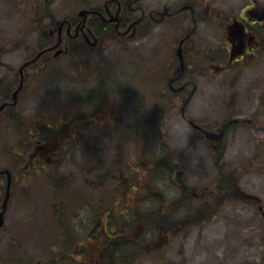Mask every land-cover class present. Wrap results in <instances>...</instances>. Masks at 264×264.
I'll list each match as a JSON object with an SVG mask.
<instances>
[{
	"label": "rangeland",
	"instance_id": "rangeland-1",
	"mask_svg": "<svg viewBox=\"0 0 264 264\" xmlns=\"http://www.w3.org/2000/svg\"><path fill=\"white\" fill-rule=\"evenodd\" d=\"M109 1L0 0V80L7 86L0 107L10 108L0 112V171L14 177L0 228V264H98L103 251L94 237L117 225L116 231L127 226L126 237L139 246L124 251L125 238L109 240L120 249L113 264L125 257L131 264H264V54L221 76L204 63L184 119L181 96L166 88L164 76L156 77L161 66L174 65L167 63L175 49L167 41L175 38L163 27L125 43L103 36L95 50L66 38L62 48H72L69 53L24 70L13 104L21 67L57 42L61 22L77 21L83 9L104 11ZM209 23L197 38L206 53L222 35ZM12 111L28 120L22 129L6 120ZM76 118L88 123L71 131ZM187 119L205 130L236 123L213 144ZM38 121L61 124L71 141L49 163L37 150V166L29 170L33 158L26 156L49 134L36 129ZM59 130L43 142H56ZM6 185L0 176V211ZM123 201L137 204L148 220L161 208L172 219L197 209L205 215L199 225L167 235L153 221L149 227L135 218L131 225L119 221ZM87 242L88 263L82 255Z\"/></svg>",
	"mask_w": 264,
	"mask_h": 264
},
{
	"label": "flooded vegetation",
	"instance_id": "flooded-vegetation-1",
	"mask_svg": "<svg viewBox=\"0 0 264 264\" xmlns=\"http://www.w3.org/2000/svg\"><path fill=\"white\" fill-rule=\"evenodd\" d=\"M114 5L117 6L115 14L112 12ZM114 18L118 21H112ZM94 20L97 21L95 26L98 29L95 32L92 28ZM81 21L82 18L79 16L75 22L69 20L65 22L62 28L60 24L57 42L45 49L59 44L57 51L62 50L63 54L59 56L61 57L70 52L68 44L67 50L62 48L64 43H67V39L80 41L91 50H95L104 42L103 36L125 43L141 40L144 34L154 33L157 26L167 30L170 36L175 38L167 41L171 50L172 47L175 48L173 54L170 51L167 63L173 62L174 65L167 64L164 69H161L163 67L161 66L159 70L162 72H156L158 74L156 77L164 76L166 88L171 93L179 94L180 101L184 103L189 95H196L200 85L199 80L206 73L204 63L210 64L208 65L210 72L221 76L231 71L233 65L254 63L264 54V0H110L105 4L104 11L89 10L84 28L81 26ZM204 23L217 26L222 33L219 37L220 42L207 53L202 51V45L197 39L199 32L205 26ZM51 34L55 36L54 32ZM174 40L176 44L172 46ZM95 41L97 45L93 46ZM57 51L46 52L41 59L46 56L58 58L54 56ZM181 115L186 119L182 110ZM84 122L88 123L86 120H80L79 123ZM79 123L73 120L69 126L71 131L75 130ZM188 123L197 130L196 126L199 125L191 120H188ZM234 123L236 122L230 121L229 124L214 131L226 128L227 134ZM47 126L50 127V124ZM61 127L62 125L59 124L53 128L58 132ZM64 134L65 129L61 128L56 142L37 141L40 146L32 153L35 155L31 163L34 164L35 160H39L37 150H42L40 154L50 161V155L58 154L66 147L71 140ZM64 233H67L66 230ZM66 241L71 244L69 238ZM83 247L87 250L88 242Z\"/></svg>",
	"mask_w": 264,
	"mask_h": 264
},
{
	"label": "trees",
	"instance_id": "trees-1",
	"mask_svg": "<svg viewBox=\"0 0 264 264\" xmlns=\"http://www.w3.org/2000/svg\"><path fill=\"white\" fill-rule=\"evenodd\" d=\"M44 37H46V36H44ZM74 44H76V46H78L81 50H83V49H85L87 46L84 44V43H82V42H80V41H72ZM47 46H44V47H42V50L43 49H45ZM70 50H72V48L70 49ZM1 54H2V51L0 50V57H1ZM72 56V55H71ZM53 61H54V59H52V58H49L48 56H46V57H44V58H42V59H40V61L39 62H45V64H52L53 63ZM38 62V63H39ZM47 66H49V65H47ZM6 88H7V86H6V84L3 82V80H0V98L2 99L3 97H4V95H7L6 93H7V91H6ZM6 98H8L9 96H5ZM8 110H10V108L9 107H7L6 109H5V111L4 112H7ZM13 110V109H12ZM6 120H10V124L12 123V124H14L16 127L18 126V128L19 129H22V127H24L25 126V123L26 122H28V120H26V119H23L21 116H19V115H17L16 113H14L13 111L12 112H9L8 113V119H6ZM75 120V122H80V120L79 119H74ZM43 124V125H42ZM54 127V125H50V127H48L47 126V124H45L44 122H42V121H38L37 122V126H36V129L37 130H42V132H44V134H47V133H49L48 135H45V136H47V137H45L44 136V138L46 139V140H50V137H51V135H54V129L55 128H53ZM53 130V132H51V131H47V130ZM88 129V128H87ZM56 132V131H55ZM38 133H40V131H38ZM51 133V134H50ZM42 136V135H41ZM50 136V137H49ZM43 137V136H42ZM44 139V140H45ZM55 143H53V145H54ZM51 148H53V146L51 147ZM35 154H28L27 156H26V158H31L32 159V157L34 156ZM28 159V160H29ZM48 163H49V160H46ZM28 162V161H27ZM37 160H35V162H34V164H32L31 162H29V163H27L26 165V167H28L29 168V170H33L34 169V167H36L37 165ZM168 168H169V170H172V171H174V169H175V166H173V167H169L168 166ZM176 170V169H175ZM26 172H28V170L26 171ZM145 188L150 192L149 194H151L152 195V197L153 198H158L159 199V195H157L156 197H154V195L152 194V190H151V186L149 185L148 186V183H145ZM232 186L233 185H231L230 187H229V189H232ZM188 188L186 187V186H183V188H182V190L181 191H183V194L185 193V191L187 190ZM130 191H131V189H130ZM223 191V190H222ZM125 195V194H124ZM123 195V196H124ZM151 197V198H152ZM124 202V204L122 205V207L120 206L119 208H120V210L121 209H124V210H126L125 211V215L123 216V217H121V218H117L119 221H123V222H126L127 224H129L130 222H133V220H134V218L135 219H137L139 222H137V224L139 223L140 225L141 224H143V225H146V226H150V225H152V224H154V227L155 228H157L158 230H159V232H165V233H167V235H173V236H177V235H179L177 232H182L184 229H186L187 227H189L190 225H199L200 223H202V220L204 219V215H205V211H203L202 212V210L201 209H197V210H195L194 212H192V213H190V214H187V216L185 215L184 217H182V218H178V219H172L169 215H167V213L164 211V209H163V211H162V208H161V210H159L158 212H156V218H155V220L154 219H151V220H148L147 219V217L145 216H143L142 214H139L140 213V210H139V208H138V206H137V204H128L126 201H123ZM122 202V203H123ZM125 202H126V204H125ZM110 205H111V203H110ZM108 208V207H107ZM110 208V210L112 209L111 208V206L109 207ZM118 208V207H117ZM160 208V207H159ZM114 211H117V209H115ZM148 215H152V214H148ZM167 215V216H166ZM114 217L116 218V216H113L112 217V219L113 220H111V224L115 221L114 220ZM103 218V217H102ZM116 219V220H117ZM152 221L154 222V223H152ZM133 224V223H132ZM117 225V224H116ZM130 225H131V223H130ZM109 226L110 227H112L110 224H109ZM119 226L117 225L116 226V230H117V228H118ZM153 228V227H152ZM127 226H125V227H123V229H119L118 231H114L113 230V228H111V230H112V232L111 233H109V232H107V230H106V232L104 233V234H102V236L101 237H97V235L94 237L95 238V242L96 243H94V244H97V246H95V247H97L98 248V245H99V247H100V249H102V251H103V258L101 259V261L100 262H97L98 264H113V262L111 261V256H112V254H114V255H116V253L118 252V251H120V249H117V248H111V246H110V243H109V240H113V239H117V238H119V240H121L122 238L124 239L125 238V243H124V247H125V249H124V251H127L128 250V248H137L139 245L137 244V241L136 240H134L133 239V241L132 240H130V239H128L127 237H126V234H127ZM106 235V238L104 237ZM122 236V237H121ZM139 239H140V237H139ZM131 243H133L135 246H133V245H131ZM83 247V246H82ZM103 247V248H102ZM118 247V246H117ZM106 248L108 249L107 251H106ZM79 250H83V248H79L78 249V251ZM84 250H85V252H84V254H82L84 257H85V259L87 260V263H88V248H87V250H86V248L84 247ZM136 250V249H135ZM137 251H139V248L137 249ZM100 252H101V250H100ZM119 253V252H118ZM117 253V254H118ZM101 254V255H102ZM80 255V254H79ZM115 262H117V259L115 260ZM121 263H122V260H121ZM122 264H131V261H129L126 257L124 258V261H123V263Z\"/></svg>",
	"mask_w": 264,
	"mask_h": 264
},
{
	"label": "water",
	"instance_id": "water-1",
	"mask_svg": "<svg viewBox=\"0 0 264 264\" xmlns=\"http://www.w3.org/2000/svg\"><path fill=\"white\" fill-rule=\"evenodd\" d=\"M88 13H89L88 10H83V11L80 12V17L84 18V19L82 20V22H81V26H82V28L85 27V24H86V22H87V19H86V18H87V14H88ZM112 21H118V19H117V18H114ZM64 24H65V22L62 23V25H61L60 28H62V27L64 26ZM96 45H97V41H95V43L93 44V46H96ZM58 46H59V44L56 45L55 47L49 49V50H45V51L41 52L40 54H38V56H37L35 59H33V60H31V61L25 63V64L21 67V69H20V74H21V76H22V80H21V83H20L19 88H18L17 91L13 94V104H15V103L17 102L18 95H19V93L21 92V90H22L23 87H24V75H23L24 69H25L26 67H28L29 65H32V64L36 63V62L41 58V56H42L43 54H45L47 51L55 50ZM61 53H62V51H58V52L56 53V56L60 55ZM192 97H193V94H191L190 97L187 99V101H186V103H185V105H184V107H183V114H184V111L186 110V108H187L189 102L191 101ZM6 106H7V104L2 105V106L0 107V112L3 111V110L6 108ZM225 131H226V130L223 129V130H221L220 132H213V131H208V130H205L204 132H205V135H206V137H207L208 139H211V140H220V139H222V138L224 137V135H225ZM0 175H6V176H7V190H6V196H5V200H4L3 204H2V211H0V228H2V227L4 226V224H5V215H6L7 207H8V203H9V200H10L11 185H12V174H11L10 171L5 170V171H0Z\"/></svg>",
	"mask_w": 264,
	"mask_h": 264
}]
</instances>
